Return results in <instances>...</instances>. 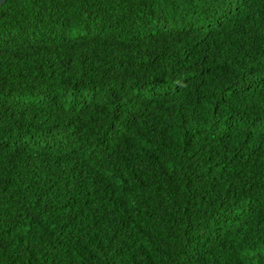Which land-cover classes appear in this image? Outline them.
I'll list each match as a JSON object with an SVG mask.
<instances>
[{"label": "trees", "instance_id": "1", "mask_svg": "<svg viewBox=\"0 0 264 264\" xmlns=\"http://www.w3.org/2000/svg\"><path fill=\"white\" fill-rule=\"evenodd\" d=\"M0 264H264V0L0 4Z\"/></svg>", "mask_w": 264, "mask_h": 264}, {"label": "water", "instance_id": "2", "mask_svg": "<svg viewBox=\"0 0 264 264\" xmlns=\"http://www.w3.org/2000/svg\"><path fill=\"white\" fill-rule=\"evenodd\" d=\"M3 2H5V0H0V4H2Z\"/></svg>", "mask_w": 264, "mask_h": 264}]
</instances>
